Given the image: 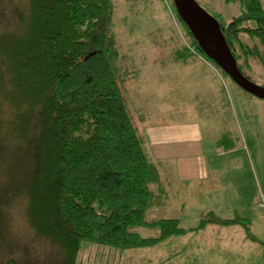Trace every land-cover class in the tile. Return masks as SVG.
<instances>
[{
    "label": "trees",
    "instance_id": "trees-1",
    "mask_svg": "<svg viewBox=\"0 0 264 264\" xmlns=\"http://www.w3.org/2000/svg\"><path fill=\"white\" fill-rule=\"evenodd\" d=\"M165 1L191 45L178 36L175 51L217 66ZM224 1L242 6L229 23L215 19L254 82L246 67L264 69V7ZM113 10L112 0H0V264L29 262L13 225L22 207L24 230L57 246L56 264H78L83 243L132 250L209 223L245 225L213 212L188 230L178 218L151 217L162 177L126 106L131 70L111 29Z\"/></svg>",
    "mask_w": 264,
    "mask_h": 264
},
{
    "label": "rangeland",
    "instance_id": "rangeland-1",
    "mask_svg": "<svg viewBox=\"0 0 264 264\" xmlns=\"http://www.w3.org/2000/svg\"><path fill=\"white\" fill-rule=\"evenodd\" d=\"M112 1L114 10L111 29L120 45L121 53L125 56V62L128 63L129 58H134L137 64L141 62L140 73L133 77L134 71H130L123 84L127 109L139 130H143L146 125L163 122L201 121V131L209 134L210 138L207 139L208 141L204 140L205 147L207 144L214 147L217 145L222 149L221 152L227 148H236L223 157L224 171L217 172L216 187H207L210 183L206 182L205 189L198 197L192 194L187 197L184 191L183 195L170 193L168 197L171 202L170 208L161 215L178 217L182 222L181 226L187 229L197 227L203 215L212 211L220 219L240 218L245 225H210L209 228H226L227 232L221 234L219 230L207 234L195 232L184 239L175 238L166 245L168 247L166 258L162 260L158 257L154 260V264H264V254L260 252L264 250V100L240 89L227 74L215 66L218 74L211 69L218 76L224 92L221 101L216 103V105L222 104L221 110H213L210 97L203 100L204 105H201L202 101L194 102L193 91L183 84L184 75L177 74L174 77L171 75L172 71L168 75L169 73L148 66L153 62L150 54L171 50L168 49L167 44L163 45V40L168 42L165 32L173 30V25L183 45L187 48L191 46L181 28V23L179 24L174 16L171 25L169 8L167 7V10L165 7L167 2L165 0ZM198 1L212 17L227 23L242 13L240 2L227 4L224 0ZM261 2L264 7V0ZM145 4L161 5L164 13L155 17V14L150 13L149 10L144 12L142 9ZM172 7L175 8L173 5ZM132 28L137 34L136 43H129L134 39L128 35ZM139 54L142 55L138 56ZM257 62H252L251 67H246V72L257 85L264 87V69ZM175 88L177 92L174 91ZM131 98L134 100L132 106L129 102ZM161 181H164V178ZM158 195L157 193L154 198L162 201L163 195H159L160 197ZM185 200H188V203L182 212L181 204ZM198 205H203V212ZM22 210L23 207L21 218ZM151 214L156 216L155 212ZM21 218L18 213L14 214V230L22 229V235L17 233V236L23 240L21 255L25 259L30 258L29 262L23 261L21 264H56L57 246L50 240L38 239L28 229L25 231ZM231 229L233 230L228 232ZM245 230L254 235L252 241L250 238L249 240L245 238L247 234ZM137 231H141L143 237L156 235L154 230ZM177 240L183 241V246H180L181 243L173 246L172 243ZM214 243L217 246L212 247L214 250L211 253L205 251ZM156 247L145 250L140 248L136 252L140 255L138 259L139 256L130 254L132 252H126L122 258L117 255V249L83 243L78 264H153L147 253ZM160 247H165V244H161ZM176 248H179V253L171 258L169 253ZM111 249L114 250L112 253L118 256L117 259L107 254L106 251ZM115 261L117 263H114Z\"/></svg>",
    "mask_w": 264,
    "mask_h": 264
},
{
    "label": "crops",
    "instance_id": "crops-1",
    "mask_svg": "<svg viewBox=\"0 0 264 264\" xmlns=\"http://www.w3.org/2000/svg\"><path fill=\"white\" fill-rule=\"evenodd\" d=\"M148 10L150 13H154L155 17H159L160 13H164V8L161 5L156 4H145L142 11L148 12ZM168 13L172 25L173 15L171 14L170 10H168ZM135 32L136 31L132 28L128 33L129 37L134 38L130 40L129 43H136L135 37L137 36V34ZM165 38L168 39V42L163 40V45L167 44L169 46L168 49L171 50L169 52H159L158 54H150V58L153 60V62L148 65L149 68L160 69V71H164L167 74L169 73L168 75H170V72L172 71L171 75H173L174 77L177 74L184 75V77L182 78L183 84L187 85L193 91V101L196 103L202 101L201 105H204L206 97H210V101L214 107L213 110L220 111L222 104L216 105V103L221 101V97L223 98L224 92L222 90L220 81H218L219 78L215 74V72L218 74V70L215 67H212L209 63L203 61L202 58L196 56L184 57L181 56L177 51H175V49H177L180 45V39L175 31L174 25L173 30L165 32ZM157 43L158 42H156V44ZM141 55L142 54H139L138 56ZM128 60L129 62L125 63V65L128 67L129 70L134 71L133 77H135L140 73L139 66L141 62L139 64L135 63L134 58H129ZM211 68L215 72L212 71ZM174 91L177 92V89L175 88ZM129 102L131 106L134 104V100L132 98ZM201 125V121L199 122L184 120L182 122L173 121L146 125L143 130H140L148 139L149 150L152 156L158 162V164H156V167L159 169L160 176L164 178V181H161V183L159 184L156 183L154 184L155 186H152L156 193H158L159 195H163L164 197L161 203V199L155 198L154 207L150 211L151 213H156V216L151 214L153 217L178 218L175 216L166 217L161 215L166 213L168 211L167 209L170 208L171 202L169 201L168 197L170 193L172 194V192L174 194L183 195L184 191L187 197L191 194L198 197L200 193H202L203 189H205L204 185L206 182L210 183L207 187H216L217 181L215 180V178L218 174L217 172L224 171L225 163H223V157H225L229 151L233 152V150L236 149L227 148L226 150H224V152H221L222 149L218 148L219 146L217 145L216 147H214L213 145L209 146V144H207V146L205 147L203 144L204 140L210 138L209 134H205V131L204 133L203 131H201ZM231 144L234 145L232 141ZM167 180L168 182H165ZM183 202L181 204L182 212H184L188 200H185L184 203ZM202 206L203 205H198L201 212L204 211ZM210 225L218 224L209 223L205 227L200 228L198 230L196 229L193 232H189L180 236L169 237L168 239L155 246L148 247L153 248L157 246L156 249H152L150 253H147V256L150 257V261L154 264V260L156 258L161 257L162 260L166 258V251L168 248L166 245L175 238L184 239L188 235L194 234L195 232H197L196 234H199L200 232L207 234L208 232L212 233L216 232L217 230L220 231V234L227 232L226 228H209L208 226ZM142 229L150 230L147 228H138L137 230ZM232 230L233 229L228 232H231ZM245 231L247 233L245 235V238L248 240L250 238V240L252 241V237L254 236L252 232H248L247 230ZM137 232L141 234V231ZM147 237L150 236L147 235ZM161 244H165V247H160ZM172 245L183 246V241H174ZM216 246L217 244L214 243L213 246H210V251H205L211 253V251L214 250L212 247L216 248ZM139 249L140 248L132 250H118L117 255L119 257L124 258L126 252H132L130 253L133 254L132 256H139L138 259H140V255L136 253ZM142 249L145 250V248ZM112 251L114 250L111 249L106 252L109 257L117 259L118 256L114 252L112 253ZM178 251L179 248H176L172 252H170L169 255L171 256V258L175 257L179 253ZM260 252L264 254V250H261ZM134 258L135 257H133V259ZM114 263L117 262L115 261Z\"/></svg>",
    "mask_w": 264,
    "mask_h": 264
},
{
    "label": "water",
    "instance_id": "water-1",
    "mask_svg": "<svg viewBox=\"0 0 264 264\" xmlns=\"http://www.w3.org/2000/svg\"><path fill=\"white\" fill-rule=\"evenodd\" d=\"M178 15L189 28L205 55L246 93L264 100V87L245 77L225 39L218 21L196 0H173Z\"/></svg>",
    "mask_w": 264,
    "mask_h": 264
},
{
    "label": "built area",
    "instance_id": "built-area-1",
    "mask_svg": "<svg viewBox=\"0 0 264 264\" xmlns=\"http://www.w3.org/2000/svg\"><path fill=\"white\" fill-rule=\"evenodd\" d=\"M263 207H264V205H263Z\"/></svg>",
    "mask_w": 264,
    "mask_h": 264
}]
</instances>
